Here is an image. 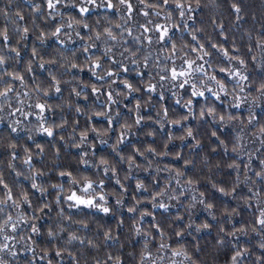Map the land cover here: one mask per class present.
<instances>
[{
    "label": "trees",
    "instance_id": "16d2710c",
    "mask_svg": "<svg viewBox=\"0 0 264 264\" xmlns=\"http://www.w3.org/2000/svg\"><path fill=\"white\" fill-rule=\"evenodd\" d=\"M52 2L0 0V264H264V0Z\"/></svg>",
    "mask_w": 264,
    "mask_h": 264
},
{
    "label": "snow or ice",
    "instance_id": "6c2138e0",
    "mask_svg": "<svg viewBox=\"0 0 264 264\" xmlns=\"http://www.w3.org/2000/svg\"><path fill=\"white\" fill-rule=\"evenodd\" d=\"M90 2H94V0H90ZM164 2H167V0H164ZM56 3H59V0H56ZM120 4H125V0H120ZM48 7H49L50 9H55L56 4L53 3L52 0H48ZM108 7L111 8L112 5H111V4H108ZM127 7H128L129 10H131V7H132V6H131V4H128ZM177 7H180V5H177ZM232 8H233L234 12H236L237 14H239V13L241 12V9H240V7H239L237 4H233V5H232ZM81 11H82V12H87L88 9H87V8H84V9H81ZM144 14L147 15V13H144ZM69 27H71V25H69ZM85 27H87V25H85ZM26 31H27V29H25V32H26ZM60 31H61V29H60V28H57L55 34H58ZM108 35H109L112 39H115V37L112 36L111 31L108 32ZM164 35H167V30H165ZM98 38H99V36H97V39H98ZM4 39L7 40L8 37L5 35V36H4ZM17 54H19V53H17ZM34 54H35V50H34ZM225 54H226V53H225ZM205 55H208V53H205ZM3 63H4L3 59L0 58V65H2ZM241 63H243V61H241ZM41 67H43V65H41ZM73 67H75V65H73ZM189 69H190V70L192 69V64H191V63H189ZM195 71H197V72L202 71V68H196ZM190 74H191L190 71H189V72L181 71V72L177 73V72L173 69L171 79L175 80L178 76H186V75H190ZM109 75H111V73H109ZM14 78H15V79H22V78L19 77V76H16V77H14ZM241 79H246V77L241 76ZM184 83H187V81H184ZM126 86H127L128 88L131 89V85H126ZM262 88H264V86H262ZM132 90H135V89H132ZM153 90H154V89L149 88V91H153ZM10 91H12V89H11V88H8V89L5 90V92L0 93V96L7 97L8 92H10ZM56 91L59 92L60 89L57 87V88H56ZM209 91H211V90L209 89ZM77 95H79V93H77ZM192 95H193V96H196V95L203 96L204 93H203V92H195V91H194V92L192 93ZM217 99H219V97H217ZM190 103H191V101H189V104H190ZM236 106L239 107V105H236ZM37 107L40 108L41 111H44V109H45V105H43V104H38ZM202 115H203V113H202ZM221 120H223V117H221ZM136 123L139 124V123H140V119H138V120L136 121ZM43 131L46 132L47 135H49V136H52V135H53V132L51 131V129L45 128V129H43ZM93 131H95V130L93 129ZM213 135H215V133H213ZM188 136H192V131H191V130L188 131ZM25 163H29V161H25ZM261 164L264 165V161H261ZM231 166H232V165H230V167H231ZM61 175H65V173H61ZM69 175H70V174H69ZM256 175H257L258 177H260L261 179H264V171H262V172H258V173H256ZM0 183H3V181L0 180ZM4 187L7 188V185L5 184ZM32 187H33V188H37L38 186H37L36 184H33ZM91 187H92V185H91V183H89L88 186L84 189V191L87 192L88 189H90ZM140 187H142V186H141V185H137V188H138V189H139ZM213 187H215V185H213ZM219 191L223 192L224 189L221 188V189H219ZM8 199L11 200V195L8 196ZM68 199H69V200H74V201H76V204H77V205H85V206H89V207H96V206H97V205H95V204L93 203L92 200H90V199H89V200L82 199V198L76 196L75 194L69 196ZM100 199L103 200L104 198H103V197H100ZM25 202H27V197H25ZM118 203H119V201H118ZM201 203H203V201H201ZM160 207H164V205H160ZM208 207H211V205H208ZM101 210H102L103 212H105V213H108V212H109V209H108L107 207H103ZM130 210H131V209H130ZM261 217H264V212H261ZM8 219L11 220V217H9ZM5 223H7V221H6ZM258 223H259V225L261 226V228H264V218L259 219V220H258ZM203 227L207 228L208 225L205 224ZM33 231H38V229L33 228ZM49 235L51 236L52 233H49ZM71 239H76V237L73 236ZM161 247H164V245H161ZM5 248H7V245H5ZM177 254H178V253H177ZM57 255H60V253L57 252ZM240 255H241V253H240V252H237L236 256L233 257V261L235 262L236 259H237V257L240 256Z\"/></svg>",
    "mask_w": 264,
    "mask_h": 264
},
{
    "label": "rangeland",
    "instance_id": "374dc122",
    "mask_svg": "<svg viewBox=\"0 0 264 264\" xmlns=\"http://www.w3.org/2000/svg\"><path fill=\"white\" fill-rule=\"evenodd\" d=\"M85 189V188H84ZM84 189H83V191H84ZM75 195L76 196H78V197H80V198H82V199H85V200H89L88 198H89V196H87L88 195V191H87V194H86V192L84 191V193H82V194H80V193H75ZM91 200V199H90ZM93 201V200H92ZM75 203H76V201H74ZM93 203L96 205V201L94 200L93 201ZM76 206H78V207H87V208H89V209H92V208H97L98 210H101L102 208H100V206H99V204H97V206L96 207H89V206H85V205H77L76 204Z\"/></svg>",
    "mask_w": 264,
    "mask_h": 264
}]
</instances>
